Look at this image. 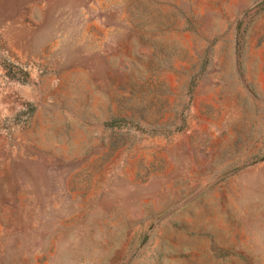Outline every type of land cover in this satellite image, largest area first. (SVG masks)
<instances>
[{
    "label": "rangeland",
    "instance_id": "1",
    "mask_svg": "<svg viewBox=\"0 0 264 264\" xmlns=\"http://www.w3.org/2000/svg\"><path fill=\"white\" fill-rule=\"evenodd\" d=\"M0 264H264V0H0Z\"/></svg>",
    "mask_w": 264,
    "mask_h": 264
}]
</instances>
